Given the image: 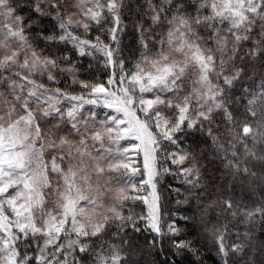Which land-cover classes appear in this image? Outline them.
<instances>
[{"label":"snow or ice","instance_id":"6c2138e0","mask_svg":"<svg viewBox=\"0 0 264 264\" xmlns=\"http://www.w3.org/2000/svg\"><path fill=\"white\" fill-rule=\"evenodd\" d=\"M146 2L151 25L133 21L140 56L126 69L123 0L69 7L63 0H0V264H138L124 251L132 246L129 228L154 233L148 247L160 254L170 239L162 264L189 255L190 264H200L195 240L180 239L174 224L170 236L163 231L157 184L168 174L183 177L186 202L203 205V233L213 237L217 264H264V241L257 245L251 230L259 216L264 234V71L257 83L254 69L264 60V0H180L174 8L173 0ZM93 24L110 27L92 40ZM60 44L79 57H102L112 70L107 85L81 79L70 55L47 51ZM57 71L72 83L58 86ZM77 86L81 92L71 91ZM205 125L211 168L179 149ZM130 153L142 155V169ZM169 160L178 172L162 167ZM129 200L142 201L146 214L125 216ZM230 219L246 225L231 244Z\"/></svg>","mask_w":264,"mask_h":264},{"label":"trees","instance_id":"16d2710c","mask_svg":"<svg viewBox=\"0 0 264 264\" xmlns=\"http://www.w3.org/2000/svg\"><path fill=\"white\" fill-rule=\"evenodd\" d=\"M64 6L69 7L71 4L75 2V0H63ZM124 9L122 12V22L127 25L126 32L123 34V57L126 60V69H131L132 64L135 59L140 56V50L137 47L138 36L133 28V21L144 18L147 22L144 24V27L147 29L151 25V20L147 19L150 13L147 12V2L146 0H123ZM153 2L157 5L161 3V0H153ZM189 4H197L198 0H187ZM180 3V0H173V8L175 4ZM47 7H45V11H47ZM193 15H195L194 8L189 9ZM169 16L172 15L170 11L168 13ZM51 18L45 19L43 22L44 27H50V23H52ZM110 27V24H103L102 26H96L93 24L90 35L87 37L89 39L94 40L95 37L101 33L102 30H106ZM226 27V26H225ZM165 29L162 27H155L153 31L155 33H159L164 31ZM80 34H83V29H77ZM36 33L33 31L32 36L35 37ZM102 39L107 42V36L102 37ZM151 44V41H149ZM115 46V45H113ZM249 44H245L244 50L246 51L249 47ZM40 48L44 49L45 45L43 43L40 44ZM47 51L54 52L56 56L62 57L64 55H70L73 63L76 66L77 74L81 79H87L93 82H103L107 85L108 76L111 73V68L105 69L103 66V59H93L90 56H82L79 57L75 51L72 50L71 44H60V45H52L47 49ZM134 53V54H133ZM47 54V53H46ZM91 65V67H90ZM254 69L257 72L256 82H259V72L264 71V60H257L254 62ZM253 68L250 67L249 74H251ZM57 77L60 80L61 88H64L66 84H71L72 81L70 78H67V74H61L57 71ZM44 82L47 84L46 77L44 78ZM49 87H56V84H49ZM240 85H237L236 94H240ZM74 93L81 92L79 86L71 89ZM239 111H243L242 107ZM171 114V113H170ZM216 120H219L217 117ZM207 125H205V131L203 133L197 131L194 135L189 136L183 143L179 144V149L184 151L192 152L196 154L199 158V162L201 165H208L209 168L213 167V165L208 164V161L212 158L213 154V144L212 138L207 135ZM214 132L216 135V123L214 122L212 125ZM220 131H223L221 127ZM178 149L176 147H170L168 151L175 152ZM203 153V155H201ZM189 166L188 163H185L184 167ZM216 166H219V162H216ZM162 167L169 168L172 173H176L179 171V167L176 165H172L169 160L167 163H162ZM158 194L161 197V224L163 231L166 233V236H170L168 233V225L174 224L176 228L181 230L180 239H192L195 240V246L200 248L202 261L200 264H217V256H216V248L213 243V237L205 235L203 233V224L201 221V208L202 204H199L197 201H187L185 200L188 193L185 191L186 185L183 182L182 176L175 175H163L157 184ZM178 190V192H177ZM135 194V193H133ZM237 194H239V188L237 189ZM247 199V198H246ZM252 200L259 202L260 197L256 195L252 197ZM179 201V203H178ZM251 203V202H250ZM219 211L217 208H213L209 210L208 215L212 217L213 220L216 218V213ZM147 208L143 204L142 201H134L129 200L126 202L123 214L128 216L129 214L133 215V219L139 216L141 213L146 214ZM187 217L188 219H184ZM260 217H256V226L251 229L254 233V239L257 245L264 241V234H261L260 228ZM223 223L224 221L221 219L220 221ZM140 228H144V224L139 225ZM246 225L241 223L238 220H231L229 224V235L226 237L225 242L231 244L236 241V231L243 233L245 231ZM115 230L113 226V231ZM109 236L111 233L108 234ZM129 237L132 240L131 248L125 249V253L129 254V258L138 262V264H162L165 259V256H170L171 253L169 251L171 241L168 238H165L163 241L164 252L162 254L158 252H153L148 247V242L153 239L155 236L154 233L149 231H141L140 233H133L131 228H129L128 232ZM107 239V237H105ZM117 244L120 241H115ZM159 241L157 242V249L159 248ZM191 255L187 256L183 261L178 260L177 264H190L192 261Z\"/></svg>","mask_w":264,"mask_h":264},{"label":"rangeland","instance_id":"374dc122","mask_svg":"<svg viewBox=\"0 0 264 264\" xmlns=\"http://www.w3.org/2000/svg\"><path fill=\"white\" fill-rule=\"evenodd\" d=\"M149 98H150V97H149ZM65 107H67V104H65ZM90 107H93V106L85 105V109L90 108ZM96 107H97V108H100V107H102V106H96ZM107 111H111V110H107ZM85 114H86V115L88 114L87 111L85 112ZM103 115H104V111L102 110V111L100 112V116L103 117ZM124 146H125V147H128L127 144H125ZM129 162H130L133 166H137V165H138V166L140 167V169H142V167H143V157H142V155L139 156V157H137L135 153H130V155H129ZM137 179H138V178H137ZM149 191H151V189H147V188H146L145 191H144L143 193H141V194H142V195H147Z\"/></svg>","mask_w":264,"mask_h":264}]
</instances>
